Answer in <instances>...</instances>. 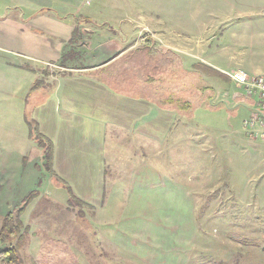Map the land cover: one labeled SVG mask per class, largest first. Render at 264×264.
I'll return each mask as SVG.
<instances>
[{
  "label": "rangeland",
  "instance_id": "rangeland-1",
  "mask_svg": "<svg viewBox=\"0 0 264 264\" xmlns=\"http://www.w3.org/2000/svg\"><path fill=\"white\" fill-rule=\"evenodd\" d=\"M76 1L96 17L80 16L90 39L160 45L171 21L178 36L180 12H203L205 38L221 36L228 22L263 6L260 0ZM156 52V64L167 68L162 47ZM213 74L216 82L204 83L203 96L195 78L189 83L182 103L190 107L183 105L187 114L172 147L150 152L121 144L119 151L136 153L139 162L122 164L134 170L115 172L114 185L91 203L70 198L48 171L30 137L28 101L22 94L11 101L0 90V231L8 213L21 211L24 226L0 251L16 245L21 264H264V140L244 128L250 111L233 108L241 90L228 83L226 71Z\"/></svg>",
  "mask_w": 264,
  "mask_h": 264
},
{
  "label": "crops",
  "instance_id": "crops-1",
  "mask_svg": "<svg viewBox=\"0 0 264 264\" xmlns=\"http://www.w3.org/2000/svg\"><path fill=\"white\" fill-rule=\"evenodd\" d=\"M79 3L0 0V90L11 101L21 94L22 103L28 101L31 119L54 143L56 175L91 203L103 199L110 181L114 185L115 172L134 170L122 164L139 162L136 153L125 152L124 158L121 144L150 152L172 147L187 114L182 99L194 78L195 92L203 96L204 83L216 82L214 72L264 75V0L248 17L228 22L221 36L212 32L204 38L203 12L194 17L180 12L178 36L171 21L162 45L126 43L119 36L90 39L80 16L96 17L79 10ZM158 47L167 68L156 64ZM228 83L242 91L234 93L233 108L245 107L252 116L257 100Z\"/></svg>",
  "mask_w": 264,
  "mask_h": 264
},
{
  "label": "trees",
  "instance_id": "trees-1",
  "mask_svg": "<svg viewBox=\"0 0 264 264\" xmlns=\"http://www.w3.org/2000/svg\"><path fill=\"white\" fill-rule=\"evenodd\" d=\"M38 85V84H37ZM187 107H190L189 103H186ZM29 129H30V137L34 138L38 141L39 146L44 151V157L46 160V167L48 171L56 177V179L61 182L65 188L69 191L70 198L82 201L79 199L74 193L72 187L62 180L59 176L56 175L53 167L54 161V143L45 135L41 133L39 130L38 124L34 120H27ZM81 203H85L82 201ZM21 211L17 212L16 216L13 213H8L6 218L4 219L2 229L0 231V243H6V241H10L12 239H16L21 236L23 226V221L21 219ZM0 258L2 264H21V258L19 255V249L14 244H9L7 247L1 249Z\"/></svg>",
  "mask_w": 264,
  "mask_h": 264
},
{
  "label": "built area",
  "instance_id": "built-area-1",
  "mask_svg": "<svg viewBox=\"0 0 264 264\" xmlns=\"http://www.w3.org/2000/svg\"><path fill=\"white\" fill-rule=\"evenodd\" d=\"M227 74L249 97L257 100L258 109L244 121V128L250 135L264 140V75H250L242 69Z\"/></svg>",
  "mask_w": 264,
  "mask_h": 264
}]
</instances>
